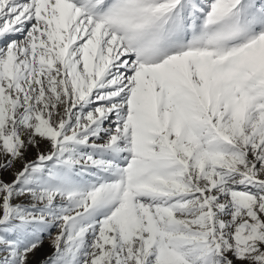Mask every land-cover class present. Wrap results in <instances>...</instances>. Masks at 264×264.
<instances>
[{"label": "snow or ice", "instance_id": "6c2138e0", "mask_svg": "<svg viewBox=\"0 0 264 264\" xmlns=\"http://www.w3.org/2000/svg\"><path fill=\"white\" fill-rule=\"evenodd\" d=\"M0 264H264V0H0Z\"/></svg>", "mask_w": 264, "mask_h": 264}, {"label": "rangeland", "instance_id": "374dc122", "mask_svg": "<svg viewBox=\"0 0 264 264\" xmlns=\"http://www.w3.org/2000/svg\"><path fill=\"white\" fill-rule=\"evenodd\" d=\"M45 251H49V249L46 247V248H45Z\"/></svg>", "mask_w": 264, "mask_h": 264}]
</instances>
